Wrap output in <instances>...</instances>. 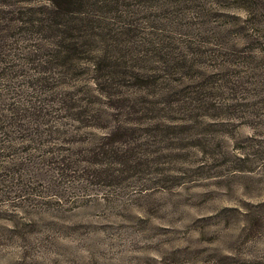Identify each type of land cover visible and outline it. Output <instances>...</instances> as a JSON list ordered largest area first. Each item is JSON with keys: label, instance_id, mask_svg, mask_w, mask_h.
Wrapping results in <instances>:
<instances>
[{"label": "rangeland", "instance_id": "374dc122", "mask_svg": "<svg viewBox=\"0 0 264 264\" xmlns=\"http://www.w3.org/2000/svg\"><path fill=\"white\" fill-rule=\"evenodd\" d=\"M75 1L0 0V264H264V0Z\"/></svg>", "mask_w": 264, "mask_h": 264}, {"label": "trees", "instance_id": "16d2710c", "mask_svg": "<svg viewBox=\"0 0 264 264\" xmlns=\"http://www.w3.org/2000/svg\"><path fill=\"white\" fill-rule=\"evenodd\" d=\"M53 6L56 10H63L65 13H74L77 12L74 7L75 4H78L75 0H51ZM42 111V109L40 110Z\"/></svg>", "mask_w": 264, "mask_h": 264}]
</instances>
